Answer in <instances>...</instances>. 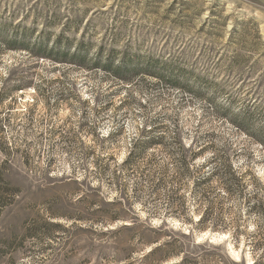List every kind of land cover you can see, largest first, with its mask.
<instances>
[{
    "label": "rangeland",
    "instance_id": "obj_1",
    "mask_svg": "<svg viewBox=\"0 0 264 264\" xmlns=\"http://www.w3.org/2000/svg\"><path fill=\"white\" fill-rule=\"evenodd\" d=\"M40 44L80 49L85 63L51 62ZM98 61L131 71L119 80ZM175 133L187 157L193 139L206 145L196 165L233 164L238 184L226 195L224 174L198 185L190 163L176 177ZM0 140L18 189L0 215V264H153L146 254L175 239L181 253L163 264H251L248 204L264 193V0H0ZM166 193L192 219L148 217ZM214 219L235 221L238 241L209 228Z\"/></svg>",
    "mask_w": 264,
    "mask_h": 264
},
{
    "label": "trees",
    "instance_id": "obj_2",
    "mask_svg": "<svg viewBox=\"0 0 264 264\" xmlns=\"http://www.w3.org/2000/svg\"><path fill=\"white\" fill-rule=\"evenodd\" d=\"M18 43L17 41H11L10 46L11 48H18ZM21 46V45H20ZM23 48H27V46H22ZM36 53L38 56L48 59L49 61L57 62V63H67L71 62L73 64H77L79 66H82L85 63L86 60V54L80 51V49H75L73 48V52L68 54V52H62L59 48H57V45L52 47L47 53H44L42 51V46L41 44L37 46ZM67 55H70V59L66 60ZM114 62L112 61H107L104 62L103 64H100L99 61L96 63L99 68H101L103 71L113 74L116 78L119 80H124L125 76L124 74L128 71L130 72L131 70L129 67H125L124 65H119L117 64L116 66L113 65ZM109 136V134H108ZM165 136L163 134L159 135L157 140L163 139ZM173 140L176 141V143L179 146V153L177 154V158L175 159L176 162V167H177V176L181 174V170H184V167L190 163V165L194 166L196 165L195 161L196 159L202 155V153L205 150L206 145L202 144L199 145V142L197 140H194L190 143L189 145V151L191 156L187 157L185 155V149L183 147V140L181 139V136L179 133H175L174 136H172ZM135 141L132 143L131 149L128 151L127 154V159L125 162L131 161V159L134 157V150H135ZM146 143L148 145H154L157 144L152 138H147ZM2 143L0 140V215L2 211L7 208L8 206L11 205L15 197L17 196L18 189L16 186L12 185L9 177H8V171L10 168V165L12 164V159L9 158V155L6 154V151L2 148ZM1 155H4V157L1 158ZM204 159L202 165H196L194 168L195 169H202V175L199 177L200 179H197L198 182H196L198 185L207 182L210 180V178L214 176H218L219 174H224V178L221 177L218 181L221 187H218V192H222L223 195H226L229 193V186L227 185L228 183L233 186V184H238V178H241V172L238 171L237 168L233 167V164L228 162L227 164H222L221 167L219 166H209L206 164L207 162ZM191 161V162H190ZM186 170V169H185ZM228 175V179L225 181V175ZM228 182V183H227ZM207 192V191H206ZM195 193V192H194ZM206 194H203L201 196L205 197ZM262 199L259 200L257 203H252L248 204V212L253 213V224H252V231L250 232L249 235L245 236L246 240L244 241L246 246H249L251 248V256H253V261L251 264H264V193L261 196ZM250 199V197L248 198ZM164 205L163 209H153L150 212H147L148 217L150 216H172L176 217L180 221H185L188 220L189 217L192 219L190 212V208L187 207V204L184 200L178 201L176 198H173V196L170 193L165 194L164 198ZM249 202V200H248ZM201 203L199 205H196V209L193 207V211L197 210L198 207H200ZM208 209V211H212V205L207 206L205 208ZM204 212V211H203ZM206 216L205 213L201 214L197 221H194L197 225H199L200 229H204V226L206 225ZM137 222V220H133V222ZM221 221V220H220ZM136 222L134 224H136ZM209 223V222H207ZM209 228L213 229H228L230 230V234L232 235L231 237L235 242L238 241L241 234V228L239 227L238 224H236L235 221H228L227 223H221L223 224H218V220H212L210 222ZM130 226H123L122 228H127ZM145 230H149L151 232H158L155 230H150L149 228H146ZM154 242L157 241L156 239L153 240ZM153 241H149L153 243ZM177 239L172 240V241H167L163 242L160 244V246L155 247L154 249L152 248L147 254L146 258L148 257H154L153 258V264H163L166 261H170L172 258H176L181 253V244H177ZM202 257V256H199ZM218 260L221 261V264H223V257L217 256ZM145 258V259H146ZM197 259V256L195 257ZM183 264L189 262L188 259H182L181 260ZM192 264H196V260L192 262Z\"/></svg>",
    "mask_w": 264,
    "mask_h": 264
}]
</instances>
